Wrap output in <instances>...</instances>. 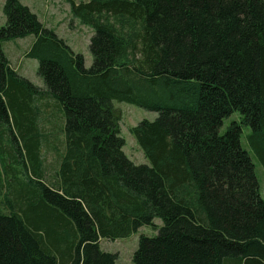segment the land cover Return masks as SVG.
Here are the masks:
<instances>
[{
  "label": "trees",
  "instance_id": "1",
  "mask_svg": "<svg viewBox=\"0 0 264 264\" xmlns=\"http://www.w3.org/2000/svg\"><path fill=\"white\" fill-rule=\"evenodd\" d=\"M68 2L93 29L90 67L22 0L4 3L0 264H116L101 241L144 226L159 232L140 236L134 264H264V196L242 143L249 129L264 171V0ZM30 36L40 86L3 48ZM114 101L158 113L131 129L149 165L125 154Z\"/></svg>",
  "mask_w": 264,
  "mask_h": 264
},
{
  "label": "rangeland",
  "instance_id": "2",
  "mask_svg": "<svg viewBox=\"0 0 264 264\" xmlns=\"http://www.w3.org/2000/svg\"><path fill=\"white\" fill-rule=\"evenodd\" d=\"M6 0H0V27L6 23V17L3 12L4 3ZM51 2V12L53 16L44 18L42 24L53 30L60 38L65 39L69 46H72L84 55L86 67H90L93 62V56L90 52V40L93 36V29L75 18L71 13L70 3L68 0H48ZM75 2H86L89 0H74ZM27 2V0H25ZM30 2V1H29ZM33 42V37H27L22 40H13L5 42L3 44L6 56L14 68V70L21 76L26 77L31 82L40 86L43 82L38 75L39 62L35 59L26 57L27 52ZM115 116L117 118V125L120 130V134L125 141L124 152L133 162L138 165L147 164L148 160L144 156V153L138 145L134 135L131 133V129L136 127L141 121H154L158 117V113L154 111H148L140 108L136 105H132L125 102L114 101ZM233 121H239L237 115H233L225 119L223 127L220 129V133L223 134L229 124ZM48 124V123H47ZM13 125V124H12ZM249 133V129L244 130L242 143L251 152L254 157V163L256 166V174L262 187V195L264 196V171L259 161L254 156L250 147L247 144L245 135ZM64 138L59 141L60 148H63ZM50 151V150H49ZM52 154L47 155L48 160L46 163L53 167V161L57 156V153L50 151ZM42 154H45V150L42 148ZM0 171L1 167H0ZM155 223L158 227H161L163 222L160 218L155 219ZM158 230H154L152 227L144 226L138 233L133 234L128 238H121L116 240L105 239L102 241L101 247L104 251H110L111 253L118 255L117 264H134L132 257L134 252L138 248L139 239L141 235L154 237L158 234Z\"/></svg>",
  "mask_w": 264,
  "mask_h": 264
},
{
  "label": "crops",
  "instance_id": "3",
  "mask_svg": "<svg viewBox=\"0 0 264 264\" xmlns=\"http://www.w3.org/2000/svg\"><path fill=\"white\" fill-rule=\"evenodd\" d=\"M30 1V2H29ZM22 2L28 6L34 13L37 14L39 20L42 22L44 18H48L53 16L51 12V2L48 0H22ZM88 2V1H86ZM22 40V39H19ZM34 40V39H33ZM68 43V42H67ZM32 44V43H31ZM69 44V43H68ZM75 52L78 53V50L72 46H70ZM80 53V52H79ZM87 62V61H86ZM26 78V77H25ZM35 84V83H34ZM42 84V83H41ZM102 244V241H101ZM110 252V251H109ZM118 262V260H117ZM117 264V263H116Z\"/></svg>",
  "mask_w": 264,
  "mask_h": 264
},
{
  "label": "bare ground",
  "instance_id": "4",
  "mask_svg": "<svg viewBox=\"0 0 264 264\" xmlns=\"http://www.w3.org/2000/svg\"><path fill=\"white\" fill-rule=\"evenodd\" d=\"M6 158V157H5ZM35 170V169H34ZM66 264V263H65Z\"/></svg>",
  "mask_w": 264,
  "mask_h": 264
}]
</instances>
